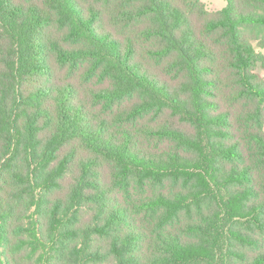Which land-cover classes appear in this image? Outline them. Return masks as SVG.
<instances>
[{"label":"trees","instance_id":"trees-1","mask_svg":"<svg viewBox=\"0 0 264 264\" xmlns=\"http://www.w3.org/2000/svg\"><path fill=\"white\" fill-rule=\"evenodd\" d=\"M264 0H0V264H264Z\"/></svg>","mask_w":264,"mask_h":264},{"label":"clouds","instance_id":"clouds-1","mask_svg":"<svg viewBox=\"0 0 264 264\" xmlns=\"http://www.w3.org/2000/svg\"><path fill=\"white\" fill-rule=\"evenodd\" d=\"M202 2L204 4V11L208 12L213 10V6L209 3V0H202ZM222 7V4L217 3L215 6V10L219 11ZM249 42L253 48L254 53L264 54V46H261L260 39L251 40Z\"/></svg>","mask_w":264,"mask_h":264},{"label":"rangeland","instance_id":"rangeland-1","mask_svg":"<svg viewBox=\"0 0 264 264\" xmlns=\"http://www.w3.org/2000/svg\"><path fill=\"white\" fill-rule=\"evenodd\" d=\"M209 3L212 4L213 10H215V6L217 3L222 4V8H224L227 4V0H209ZM257 71L264 78V69L258 68Z\"/></svg>","mask_w":264,"mask_h":264}]
</instances>
